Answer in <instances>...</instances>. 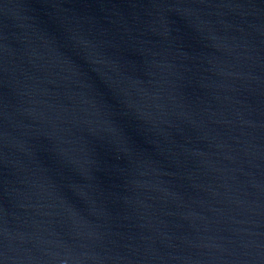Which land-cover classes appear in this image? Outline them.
Listing matches in <instances>:
<instances>
[{
  "label": "water",
  "instance_id": "95a60500",
  "mask_svg": "<svg viewBox=\"0 0 264 264\" xmlns=\"http://www.w3.org/2000/svg\"><path fill=\"white\" fill-rule=\"evenodd\" d=\"M0 264H264V0H0Z\"/></svg>",
  "mask_w": 264,
  "mask_h": 264
}]
</instances>
